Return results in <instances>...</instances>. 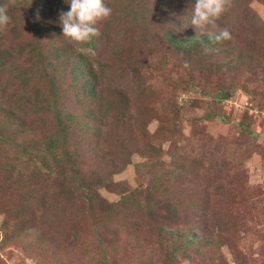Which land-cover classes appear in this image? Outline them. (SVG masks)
I'll list each match as a JSON object with an SVG mask.
<instances>
[{"label": "rangeland", "instance_id": "obj_1", "mask_svg": "<svg viewBox=\"0 0 264 264\" xmlns=\"http://www.w3.org/2000/svg\"><path fill=\"white\" fill-rule=\"evenodd\" d=\"M109 1L113 0L104 3ZM118 1H126L124 6L132 12L143 8L145 3L155 5L154 0ZM169 2L162 10L154 9L152 26L139 24L132 35L131 63L140 72L142 91L135 88L136 75L129 71L116 82L107 81L109 87L119 83L120 101H117L119 91L114 97L104 95L102 103H114L116 108L114 116L107 119L111 122L109 133L104 130L105 122L100 125L103 129L98 135L89 138L105 148L108 155L115 153L112 157L119 169L115 172L113 167L100 169L97 160L101 161L90 152L88 165L84 156L86 142L82 148L68 146L72 154L81 152L80 163L86 168L81 171L88 174L98 171L99 179L105 176L106 181H90L97 200L88 199L80 189L70 204L59 206L57 218L51 216V210L44 211L49 217L35 226L21 215L10 213L13 210L19 214L25 199L28 185L20 178L43 165V160L52 162L46 144L53 123L39 120L44 110H51L54 100L49 98L45 84L41 93L44 102L38 100L39 96L23 94L19 98L22 91H16L20 82L2 87L0 264H98L102 256L120 264H264V0H231L226 15L224 12L217 20L219 27H228L231 32L232 38L225 42L235 47L231 57L242 54V59L220 67L219 71L216 62L226 54L202 55L201 50L192 56L168 42V29L180 37L204 34L189 24L195 0ZM56 34L54 30L43 36L56 42ZM110 41V35L102 33L96 39L102 60ZM3 47L0 46V51ZM87 51L97 54L94 50ZM9 74L12 76L10 71ZM4 75L5 72L0 76L2 86L6 82ZM219 89L224 90L225 97ZM19 108L22 111L25 108L28 115ZM13 111L17 113L16 122L22 126H15V120L8 126L6 117L10 113L13 117ZM160 126L162 133L156 136ZM246 126L253 133L242 129ZM8 129L17 131V137L8 134ZM66 133V137L71 134L83 138ZM133 136L134 142L128 145L127 140ZM21 149L30 153L24 155L25 159L32 157L30 164L21 163ZM121 161L125 164L121 165ZM25 166V170H17ZM58 166L46 165L40 170L45 177L44 188L46 183H52L46 180L54 175L53 169L61 170ZM177 168V174L168 175L167 171ZM178 172L185 175L182 183ZM221 184L228 191L217 189ZM168 185L182 192V201H200L197 208L181 212L174 225L180 229L192 226L188 232L197 231L192 246L179 251L181 254L175 251V255L172 244L160 248L163 232L141 209L126 212L132 215L117 210L123 200L143 206L148 191L154 187L165 193L171 189ZM62 192L53 189L50 195H45L43 199L50 204L49 208L55 207L52 198L56 202H69ZM216 208L222 214L219 222L216 213H212ZM3 220H7L9 232L2 229ZM49 221L54 222L53 227Z\"/></svg>", "mask_w": 264, "mask_h": 264}, {"label": "trees", "instance_id": "obj_2", "mask_svg": "<svg viewBox=\"0 0 264 264\" xmlns=\"http://www.w3.org/2000/svg\"><path fill=\"white\" fill-rule=\"evenodd\" d=\"M125 2H119L118 0L109 1L107 4L105 2L108 7L115 11L110 17L99 21L96 25L102 35L109 34L112 40L110 41L111 43L107 44L105 58L102 60L98 52L99 45H96L97 37H93L91 41L81 44L71 41L62 34L59 13L69 10V4L66 0H16L15 4H11L10 0H0V5H8L7 14L11 18L10 23L3 30H0V46L4 45L3 50L0 51V68H4V71L0 70V76H3V72H5L4 77L6 79L3 86L0 83V90H2V87L6 83L14 86L15 82H20L16 91V93L20 90L22 91L19 94V98L23 94L27 97L33 96L34 98L39 96L38 100L44 102L41 93L45 84L49 98H53L54 100L51 110L47 108L42 112L44 120L42 117L39 120H47L48 123H53V127L48 133L50 139L46 144L47 153L52 162L47 163L46 160H43V165L39 164V167L33 168L31 174L20 178L23 184L28 185L25 188V199L22 209L19 210V214L13 210L10 211V213L21 215L27 223L31 222L33 226L43 218L49 217L44 211L51 210V216L55 215L57 218L59 206L70 204L71 200L76 197V191L80 189L88 199L97 200V192L93 190L90 181H106L105 176H102L103 178L101 179L97 178L98 171L91 174L81 171L86 170L80 163L81 152L72 154L68 146L72 145L82 148V143L86 142L87 145L84 144L86 147L84 156L87 159L90 152L101 161L102 164L97 160L100 169L105 167L103 170H106L108 167H113L112 172L119 169L115 168V159L112 157L115 153L108 155L105 148H100L101 146L99 147L95 140L89 138L94 134V137H96L101 129H103V126L101 127L100 125H103L105 122L106 126L104 127L106 128L104 130L109 133V126H111L109 124L111 122H107V119L110 116H114L113 113L116 111V108L114 103L102 102L104 101V95L106 97H111V95L114 97L118 93L119 83H114L113 86L111 84L109 87L108 82L112 81L111 83H113L118 81L120 77L125 75L126 71H129L133 75H136L134 76L136 80L135 88L142 91L144 84L140 80V72L131 63V49L134 41L132 35L135 34V28L139 24L144 27L152 26L154 9L157 10L158 8L162 10L163 7H166L170 3L169 0H154V6L145 3L143 8L132 12L128 6H124ZM130 5L132 4L130 3ZM177 20L179 21L180 19ZM54 30L58 37L56 42L43 36ZM186 32L190 34L189 30H186ZM139 38L144 39L142 34L139 35ZM166 38L176 50L181 49L186 54H191L192 56H195V53L201 50H203L202 55H205L201 41L213 49V51L206 54L209 55L214 52V56L226 54L227 56L223 57L219 63L218 61L216 62L217 71L222 66H229L232 62H236L238 58L242 59V54L240 53L231 57L233 54L231 50L235 47L231 44L229 46L225 44L226 40L221 43L210 44L206 33L191 37H180L177 32L168 29ZM20 41H24L25 43L21 45ZM87 50L97 51V54L92 55ZM9 71L12 73V76H10ZM219 90L220 95H224L225 97L224 90ZM2 95L3 90L0 91V100ZM117 101H120V91ZM42 102L38 104V107ZM19 109L22 111L21 108ZM23 109L22 112L28 115V111L25 108ZM16 111H13V117L10 116L11 113L6 117L8 124L10 122L8 126L11 125V122L14 124V120L16 122L18 118ZM22 122L25 123L26 121L23 120ZM30 123H32L31 120ZM42 123L44 124V122ZM22 125L20 122L19 124L17 122L15 124V126ZM162 128L161 126L157 128L156 136L162 133ZM242 129L253 133L250 129L248 130L247 126L242 127ZM66 132L82 135L83 138H80V136L75 138L71 134L70 137H66L68 136ZM7 133L13 137H17L18 134L17 131L11 129H8ZM133 133L137 135L136 131ZM134 137L127 140L128 145L134 142ZM21 150L23 151L21 163L24 165L30 164L32 157L24 158V155H29L30 153L25 149ZM86 163L90 165V159ZM54 164H58L61 170L58 171L52 168L54 172H51V174L54 173V175H52V178L50 177L46 180H50L52 183L49 184L48 182L49 185L46 183V187L44 188L42 183L45 177H43L40 170L45 168L46 165L53 167ZM124 164L125 162L121 161V165ZM183 166L186 165L183 164ZM17 168V170H25L27 166ZM178 168L171 172L167 171L168 175L177 174ZM179 170H182V168L180 167ZM185 171L187 170L183 172ZM103 172L105 173V171ZM178 173L182 180L180 183H182L185 175L180 174V172ZM18 185L19 182L16 180V186ZM167 188L171 189L165 193H161L153 187L147 192L149 194L144 199L143 206H139L138 203L131 204L130 200H123L117 207V210L119 209L123 214L132 215L126 212H135L137 209H141L145 213L144 216H148L152 222L159 225V230L163 232L160 237V248L163 249V247L172 244L174 245L172 255H175V251L181 254L183 249L192 246L193 242L196 241L197 231L188 232L192 226L180 229L179 225H174L180 220L179 215L181 212L197 208L196 204L200 201L193 199L186 203L180 199L182 198V192L175 191L170 185ZM218 188L228 191V188L223 184L220 187L218 186ZM53 189L63 191L62 193L66 195L69 202H56V199L52 198L55 207L54 209L49 208L50 204H47L43 198L48 193L50 195ZM145 192L142 193L144 194ZM160 197V202H157L155 199ZM201 203L206 206L204 201ZM37 204L41 206H37ZM212 213H216L215 217L217 222H219L220 218H222L221 210L216 208V210H212ZM53 221H49L51 227L54 226ZM8 222L7 220H3L2 222V229L6 232L10 231ZM218 225L220 224L218 223ZM92 261H95L94 258ZM98 262V264H120L114 259L106 260L105 256H102V259L98 260Z\"/></svg>", "mask_w": 264, "mask_h": 264}, {"label": "clouds", "instance_id": "obj_3", "mask_svg": "<svg viewBox=\"0 0 264 264\" xmlns=\"http://www.w3.org/2000/svg\"><path fill=\"white\" fill-rule=\"evenodd\" d=\"M16 0H10L15 4ZM69 4L68 11L59 13V23L62 27V34L76 43H87L93 37L100 35V29L96 26L99 21L110 17L112 9L104 0H66ZM231 6V0H195L193 14L189 24L206 33L210 44L221 43L232 38L228 27H219L217 20ZM8 5H0V30H3L10 23V16L7 14ZM204 52L208 53L213 49L201 41ZM187 67V62H185Z\"/></svg>", "mask_w": 264, "mask_h": 264}]
</instances>
